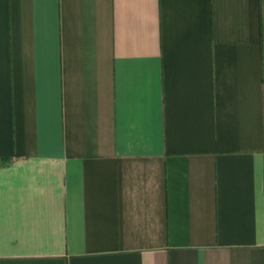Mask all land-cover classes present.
Here are the masks:
<instances>
[{
    "label": "crops",
    "instance_id": "crops-1",
    "mask_svg": "<svg viewBox=\"0 0 264 264\" xmlns=\"http://www.w3.org/2000/svg\"><path fill=\"white\" fill-rule=\"evenodd\" d=\"M0 264H264V0H0Z\"/></svg>",
    "mask_w": 264,
    "mask_h": 264
}]
</instances>
